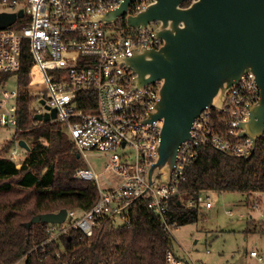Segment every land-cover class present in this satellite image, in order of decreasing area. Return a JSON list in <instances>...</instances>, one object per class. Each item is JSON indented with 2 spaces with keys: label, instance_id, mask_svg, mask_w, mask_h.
I'll use <instances>...</instances> for the list:
<instances>
[{
  "label": "built area",
  "instance_id": "built-area-1",
  "mask_svg": "<svg viewBox=\"0 0 264 264\" xmlns=\"http://www.w3.org/2000/svg\"><path fill=\"white\" fill-rule=\"evenodd\" d=\"M122 0H0V6L8 12L23 11L21 17L0 28V72L10 73L0 84V127H17L18 82L22 45L27 41L33 62L29 68L28 91L33 96L31 113H51L48 121L58 122L70 137L80 157L88 152L106 154L108 160L101 172L89 164H83L74 176L90 181L97 191V198L86 209L66 208L61 222H48L44 242L58 240L71 228L79 229L89 237L98 220L109 215L113 225L128 223L131 199L142 195L146 207L159 216L163 228L172 232L167 220L170 198L177 195L178 202L186 207H211L212 202L203 190L197 200L183 198L180 184L185 170L198 157L205 144L233 156L247 157L252 152L251 139L240 136L239 123L246 121L249 105L259 98L254 73L246 71L240 81L226 94L221 108H207L196 117L190 128V138L182 141L176 150L175 161L168 182L159 175L151 184L146 181V170L155 156L162 120L151 124L143 119L158 99L160 81L142 88L132 87L133 74L118 58L129 56L134 49L157 48L161 40L154 36L157 20L149 22V28L141 29L127 23V14L140 11L148 0L129 3L127 13L116 20L103 23L90 18L98 13L117 8ZM21 21V26L15 25ZM17 88L7 89L12 77ZM37 87L38 92L33 91ZM79 100L84 107L79 106ZM39 101V105L35 102ZM15 138L6 156L16 167L24 159ZM122 150L119 152L118 149ZM257 198L251 204L258 210V221L264 219V192L255 191ZM261 196V197H259ZM138 198V199H141ZM229 215L233 210H228ZM120 216V221L116 218ZM243 216L244 214H240ZM253 218L252 215L248 216ZM249 255L262 261L258 250ZM164 264H204L202 261L178 256L167 249Z\"/></svg>",
  "mask_w": 264,
  "mask_h": 264
},
{
  "label": "trees",
  "instance_id": "trees-1",
  "mask_svg": "<svg viewBox=\"0 0 264 264\" xmlns=\"http://www.w3.org/2000/svg\"><path fill=\"white\" fill-rule=\"evenodd\" d=\"M189 1L183 2L187 5ZM15 25L21 26V21ZM33 62L22 45L18 82L17 127L13 138L0 148V264H164L172 248L171 233L158 215L137 199L128 208V223L113 225L109 215L101 217L91 236L71 228L58 240L44 242L45 222L26 223L40 213L61 208L86 209L97 198L94 184L74 176L82 165L70 137L58 122L35 123L28 91ZM10 73L0 72V84ZM79 106L84 103L79 100ZM15 138L29 146L19 167L6 156ZM185 199L197 200L200 191L264 192V133L250 157L233 156L209 144L185 170L180 184ZM167 220L176 227L198 220V207H186L178 196L170 198Z\"/></svg>",
  "mask_w": 264,
  "mask_h": 264
},
{
  "label": "water",
  "instance_id": "water-1",
  "mask_svg": "<svg viewBox=\"0 0 264 264\" xmlns=\"http://www.w3.org/2000/svg\"><path fill=\"white\" fill-rule=\"evenodd\" d=\"M134 0H122L112 10L90 19L109 23L127 13ZM135 14H127V23L141 29L157 20L154 36L161 40L157 48L134 49L118 58L119 64L133 74L132 87L139 89L160 81L158 99L144 123L161 119L155 156L146 170L151 184L159 175L168 182L178 145L190 138L193 120L207 108H221L227 92L243 73H254L259 98L249 105L246 121L240 122V136L251 139L252 152L264 133V0H148ZM189 1L187 5L183 2ZM23 11L0 12V28L11 25ZM51 113L35 114L34 119L48 121ZM19 145L26 151L24 139ZM79 156V154H77ZM142 192L131 199L141 198ZM66 208L34 215L27 223L61 222Z\"/></svg>",
  "mask_w": 264,
  "mask_h": 264
},
{
  "label": "rangeland",
  "instance_id": "rangeland-1",
  "mask_svg": "<svg viewBox=\"0 0 264 264\" xmlns=\"http://www.w3.org/2000/svg\"><path fill=\"white\" fill-rule=\"evenodd\" d=\"M1 11L8 10L0 6ZM6 88H17L13 76L7 81ZM32 89L38 92L37 87ZM35 105H39V101L35 102ZM13 132V128L0 127V148L13 138ZM121 150L118 149L119 152ZM18 152L20 155L26 153L22 148H18ZM80 160L101 172L108 156L92 151L87 153L85 159L80 157ZM201 194L203 197H209L212 206L199 207L197 221L173 228L171 242L174 252L185 259L200 260L204 264H264V219L258 221L259 211L251 208L257 193L210 190ZM228 210H233V214L229 215ZM249 215L253 218H249ZM117 216L115 220L119 222L120 216ZM251 249L258 250L262 261H257L249 255ZM23 262L24 257H21L14 264Z\"/></svg>",
  "mask_w": 264,
  "mask_h": 264
}]
</instances>
